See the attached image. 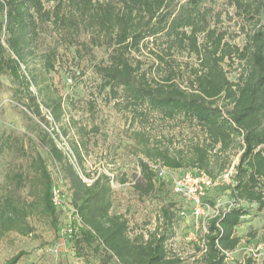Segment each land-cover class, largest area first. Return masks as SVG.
<instances>
[{"label": "trees", "instance_id": "obj_1", "mask_svg": "<svg viewBox=\"0 0 264 264\" xmlns=\"http://www.w3.org/2000/svg\"><path fill=\"white\" fill-rule=\"evenodd\" d=\"M208 1L212 0H0V76L8 74L17 81L19 101L33 116L48 123L30 90L34 78L25 71L32 72V61H39L46 69L53 68L57 45L47 41L50 35L72 43L84 34L87 51L91 46L106 50L105 58L93 68L100 89L108 87L111 98L124 100L125 107L132 106L134 120L143 124L157 114L164 120L197 125L205 132L204 138L195 140L186 154L176 157L167 148H149L150 135L143 128L137 130L132 138L143 147L147 159L170 168L192 167L215 179L222 173L212 175L211 151L219 144L226 148L234 136H239L241 154L227 183L230 195L236 203H256L262 209L264 190L259 184L264 183V33L256 31L248 53L247 46L239 53L247 68L238 76V82H232L221 65L224 59L231 58L227 44L223 47L220 39L211 38L212 30L206 35L209 41H197L198 33L205 28L208 9L203 6ZM148 43L162 47V53ZM143 47L153 56L148 70L138 58ZM173 48L191 50L198 57L199 64L186 85L177 80L170 61L165 59L171 56L169 50ZM163 64L169 67L166 72L160 69ZM218 99L223 100L224 107H231L223 112ZM61 100L51 102L55 120L61 114ZM40 141L52 160L62 167L65 156L51 133L41 130ZM17 151L23 162L9 172L4 194L0 196V239L10 230L30 233L32 227L27 221L33 211L43 212L54 229L58 225L53 180L44 159L38 151L23 145ZM137 166L139 173L132 186L138 197L143 201L163 192L166 182L160 180L158 172L143 158H138ZM62 169L70 184L73 215L77 218L72 222L71 233L77 249L93 247L98 255L97 264L180 262L178 257L168 256L165 248L172 236L175 202L169 200L159 206L160 226L146 237L138 234L132 238L127 233L128 218L111 211L107 175L98 174L87 184L71 168ZM245 214L246 209L237 205L209 219L203 248L197 247L202 251L201 264H225L224 251L237 245L239 238L234 236V228ZM161 224L171 228L162 230ZM20 257L21 254L15 255L7 264H16Z\"/></svg>", "mask_w": 264, "mask_h": 264}, {"label": "rangeland", "instance_id": "obj_2", "mask_svg": "<svg viewBox=\"0 0 264 264\" xmlns=\"http://www.w3.org/2000/svg\"><path fill=\"white\" fill-rule=\"evenodd\" d=\"M205 5L203 8L208 9L206 24L204 30L198 33L197 41L199 44L206 39L209 41L206 35L212 30L211 38L220 39L223 47L227 44L231 58L224 59L221 65L227 78L238 82V76L241 72L245 73L247 68V64L240 60L239 53L244 52L246 46L249 47L248 53L256 31L264 33V0H212ZM47 41L57 45L53 68L46 69L39 61H32L29 64L32 72L25 71V74L34 78L30 90L37 97L41 114L48 123L33 116L19 101L21 93L17 81L8 74L0 76V196L4 194L9 172L23 162L17 148L21 145L25 149L33 148L44 159L53 180V196L55 194V206L59 211L58 225L54 229L43 212L33 211L27 221L32 227L30 233L10 230L0 239V264H7L17 254H21V257L16 264H97L98 255L93 247L77 249L73 236L63 233L69 223L72 225L73 220H77L73 215L71 188L63 166L74 170L87 184L98 174L110 178L111 211L123 213L128 218L127 233L132 238L138 234L146 237L152 232L159 225V206L169 200L175 202L172 228L168 224H161V229L168 231L171 228L172 236L166 241L165 248L168 256L179 258L178 264H201L202 251L197 247L203 248L202 239L209 219L233 206H243L247 214L234 228V236L239 241L229 251L225 264H258L249 255L248 249L258 244L264 245V208L258 209L256 203L242 200L236 203L230 195L228 182L224 181L205 191L200 198L203 214L196 216L193 202L184 194L185 188L181 191L173 189L177 178L187 172L193 174L194 169L170 168L159 161L149 160L142 153L143 147L132 138L135 131L143 128L151 138L149 148H167L170 154L180 157L187 153L195 140L204 138V130L196 124L192 127L179 120H164L157 114L141 124L140 120L132 117V106L125 107L124 100L111 98L108 87L103 90L99 87L100 80L93 68L105 58L104 47L91 46L87 51L84 34L72 43L57 39L53 34L47 37ZM148 44L162 53V47ZM165 45L163 43L162 46ZM169 51L171 56L165 59L170 61V68L175 71L177 80L186 85L192 70L199 64L198 57L187 49L173 48ZM138 58L143 62L142 67L148 70L153 56L145 47ZM160 69L166 72L169 67L163 64ZM68 77H71V82L67 81ZM57 98L62 99V110L59 119L55 120L51 114V102ZM222 102L218 99L217 104L226 112L231 105L224 107ZM41 130L50 132L63 152L65 161L62 167L52 160L41 144ZM220 146L211 151L210 168L214 176L228 170L234 172L241 154L242 140L234 136L226 148ZM138 158H143L158 173L161 172L160 180L166 182L163 192L143 201L132 186L139 173ZM221 165H224L222 169L219 168ZM259 187L264 190V183H260ZM111 264L118 263L112 261Z\"/></svg>", "mask_w": 264, "mask_h": 264}, {"label": "built area", "instance_id": "obj_3", "mask_svg": "<svg viewBox=\"0 0 264 264\" xmlns=\"http://www.w3.org/2000/svg\"><path fill=\"white\" fill-rule=\"evenodd\" d=\"M68 82H71V78H67ZM161 172L158 173V176H161ZM232 172L230 170L225 171L223 174H221L219 177L213 179L209 176H207L202 171H195L193 174L187 172L183 176L177 178L174 183V191H181L182 188H185L186 195L190 198V200L194 204L195 208V215H201L203 214V207H201L200 198L204 195L205 191L214 185H217L218 183L222 182H229L230 176ZM55 194L53 196V201L55 202ZM72 225L69 223L64 229L63 233L67 235H71L72 233ZM225 256H228L229 251H224ZM249 255L252 257L253 260H255L258 264H262V260L264 259V245L261 244L256 245L253 248L248 249ZM226 258V257H225Z\"/></svg>", "mask_w": 264, "mask_h": 264}]
</instances>
